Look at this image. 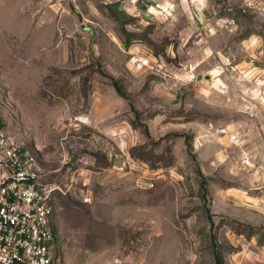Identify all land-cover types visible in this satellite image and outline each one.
<instances>
[{"label":"rangeland","instance_id":"rangeland-1","mask_svg":"<svg viewBox=\"0 0 264 264\" xmlns=\"http://www.w3.org/2000/svg\"><path fill=\"white\" fill-rule=\"evenodd\" d=\"M208 2L0 0V117L64 189V264H264V0Z\"/></svg>","mask_w":264,"mask_h":264},{"label":"built area","instance_id":"built-area-1","mask_svg":"<svg viewBox=\"0 0 264 264\" xmlns=\"http://www.w3.org/2000/svg\"><path fill=\"white\" fill-rule=\"evenodd\" d=\"M241 6L246 12L255 2L243 0ZM221 21L228 31L237 26L235 18ZM58 192L63 187L41 179L37 154L10 136L0 117V264H64L53 224Z\"/></svg>","mask_w":264,"mask_h":264},{"label":"crops","instance_id":"crops-1","mask_svg":"<svg viewBox=\"0 0 264 264\" xmlns=\"http://www.w3.org/2000/svg\"><path fill=\"white\" fill-rule=\"evenodd\" d=\"M163 9H169L177 0H156ZM182 2H187L188 5L193 6L194 12L198 14H203L208 12V6L210 5L208 0H181ZM174 8V7H173Z\"/></svg>","mask_w":264,"mask_h":264},{"label":"trees","instance_id":"trees-1","mask_svg":"<svg viewBox=\"0 0 264 264\" xmlns=\"http://www.w3.org/2000/svg\"><path fill=\"white\" fill-rule=\"evenodd\" d=\"M112 81H113V84L115 85L117 91L119 93H121L122 95L127 96V94L123 90L122 86L117 82V80L116 79H112ZM183 135H185V134H183Z\"/></svg>","mask_w":264,"mask_h":264},{"label":"water","instance_id":"water-1","mask_svg":"<svg viewBox=\"0 0 264 264\" xmlns=\"http://www.w3.org/2000/svg\"><path fill=\"white\" fill-rule=\"evenodd\" d=\"M115 165L118 168H124V165H125L124 158L121 156L117 157Z\"/></svg>","mask_w":264,"mask_h":264}]
</instances>
